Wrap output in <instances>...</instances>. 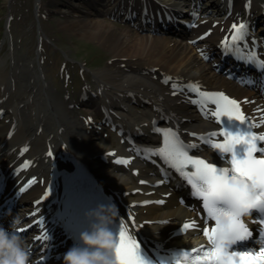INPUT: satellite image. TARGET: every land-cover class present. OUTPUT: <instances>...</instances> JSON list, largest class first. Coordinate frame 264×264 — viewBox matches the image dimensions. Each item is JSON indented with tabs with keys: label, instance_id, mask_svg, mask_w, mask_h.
<instances>
[{
	"label": "bare ground",
	"instance_id": "6f19581e",
	"mask_svg": "<svg viewBox=\"0 0 264 264\" xmlns=\"http://www.w3.org/2000/svg\"><path fill=\"white\" fill-rule=\"evenodd\" d=\"M43 1L36 0L38 11ZM56 3L49 2L52 7ZM58 3L64 9L54 11L66 19H61V28L99 43L110 60L93 73L78 100L64 99L46 81L45 69L36 66L43 38L37 41L36 58L25 66L24 57L15 53L17 46L6 58L0 55V173L9 180L10 191L19 193L20 203H26L10 220L23 219V226L51 231L59 242H66L59 253L78 245L70 181L77 162H82L97 177L129 234L141 241L142 252L147 253L143 242L163 248L197 243L201 212L180 202L187 192L174 185L176 180L164 178L149 150L159 146L157 131L166 127L173 126L197 146L214 131L215 125L202 118L193 103V91L230 95L255 132L264 135L262 96L238 86L218 71L216 59H208L217 57L213 53L232 35L233 25H245L244 32L256 28L254 35L264 39V0ZM180 9L185 16H176ZM188 12L200 15L191 29L184 27L193 20ZM176 22L179 28H172ZM11 56L10 72L6 66ZM80 105L89 109L85 117L75 110ZM109 120L121 132L113 143L115 151L95 129ZM191 222L196 227L185 229ZM47 264H63V259Z\"/></svg>",
	"mask_w": 264,
	"mask_h": 264
},
{
	"label": "snow or ice",
	"instance_id": "6c2138e0",
	"mask_svg": "<svg viewBox=\"0 0 264 264\" xmlns=\"http://www.w3.org/2000/svg\"><path fill=\"white\" fill-rule=\"evenodd\" d=\"M245 25H233L236 29L234 40L242 37L241 30ZM199 91V89H196ZM206 99L217 103L218 109L212 113L216 117L225 116L229 122L236 120L244 122L235 100L220 94L201 93ZM218 96V100H213ZM167 136L168 133H165ZM224 142L213 143L211 147L224 155L227 167H218L203 159L193 158L185 148L193 145H180L167 155L172 157V164L187 179L193 195L200 198L206 211V219L214 220L215 226L209 230L203 228L210 248L200 246L194 249L195 256L183 254L187 264H264V247L258 252L237 251L242 242L252 236V232L241 218L245 213L255 209L264 224V158H256L255 153L264 155V146L258 147L257 141H264V135H254L250 132H236L225 129L222 133ZM162 154L164 149L159 150ZM126 163V161H124ZM194 170H184L188 166ZM23 190V189H22ZM185 229L196 227L195 222L186 223ZM19 232L25 229H17ZM117 246L114 252L116 264H150L142 253L140 245L129 234L124 225L115 233ZM37 240L48 239L47 236L37 237Z\"/></svg>",
	"mask_w": 264,
	"mask_h": 264
},
{
	"label": "rangeland",
	"instance_id": "374dc122",
	"mask_svg": "<svg viewBox=\"0 0 264 264\" xmlns=\"http://www.w3.org/2000/svg\"><path fill=\"white\" fill-rule=\"evenodd\" d=\"M64 1L57 0L52 7L50 0H44V7L38 11L36 0H0V55L6 58L12 54V48L17 46L15 53L24 57L22 64L25 66L36 58L37 41L43 38L42 57L38 58L36 66L45 69L46 81L52 88L59 90L64 99L73 97L79 100L85 93L87 81H92L93 73L107 65L110 54L99 43L61 28V19L65 22L66 19L54 10H63V5L58 2ZM107 20L118 23L112 18ZM12 57L7 58L6 67L10 72ZM85 107L80 105L75 108L79 116L87 115L89 109ZM95 129L103 142L107 140V148L113 147L112 151H115L113 143L119 141L118 134L103 123Z\"/></svg>",
	"mask_w": 264,
	"mask_h": 264
},
{
	"label": "clouds",
	"instance_id": "9594fccd",
	"mask_svg": "<svg viewBox=\"0 0 264 264\" xmlns=\"http://www.w3.org/2000/svg\"><path fill=\"white\" fill-rule=\"evenodd\" d=\"M117 214L115 206L103 205L86 213L90 230L82 232L79 244L64 254L63 264H116L117 239L109 225ZM17 223L10 225L12 231L0 226V264H29V246L14 228Z\"/></svg>",
	"mask_w": 264,
	"mask_h": 264
}]
</instances>
